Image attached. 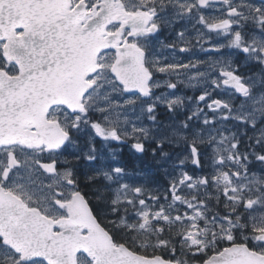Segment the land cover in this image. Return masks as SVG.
Instances as JSON below:
<instances>
[{
  "label": "snow or ice",
  "instance_id": "snow-or-ice-1",
  "mask_svg": "<svg viewBox=\"0 0 264 264\" xmlns=\"http://www.w3.org/2000/svg\"><path fill=\"white\" fill-rule=\"evenodd\" d=\"M0 264H264V0H0Z\"/></svg>",
  "mask_w": 264,
  "mask_h": 264
}]
</instances>
